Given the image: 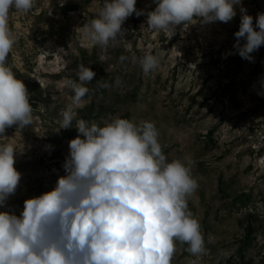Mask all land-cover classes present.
<instances>
[{"label": "rangeland", "instance_id": "rangeland-1", "mask_svg": "<svg viewBox=\"0 0 264 264\" xmlns=\"http://www.w3.org/2000/svg\"><path fill=\"white\" fill-rule=\"evenodd\" d=\"M102 3L35 0L26 14L10 11L16 44L6 64L37 80L42 97L30 99L34 119L29 127L7 128L0 137V143L16 147L15 167L22 173L16 194L0 211L19 215L24 200L50 191L64 175L68 142L78 133L75 120L69 129H60L59 121L72 104L69 81L78 82L77 67L83 64L96 73L92 86L102 72L109 86L97 82L80 106H72L76 119L101 126L116 118L154 122L168 161L187 157L193 162L191 173L199 186L188 197V208L201 224L208 252L192 256L187 244L177 242L171 264H240L235 252L250 220L256 230L245 264H264V46L251 54L252 61L230 54L235 53L238 8L229 23L178 26L171 38L156 33L146 24L154 0H137L144 14L125 21L123 39L107 48L93 46L82 26L96 18ZM242 4L254 18L264 12V0ZM67 5L76 9L64 13ZM145 54L160 61L147 75L138 63ZM121 55L129 57L123 64ZM49 132L60 137L56 146L48 141Z\"/></svg>", "mask_w": 264, "mask_h": 264}, {"label": "clouds", "instance_id": "clouds-1", "mask_svg": "<svg viewBox=\"0 0 264 264\" xmlns=\"http://www.w3.org/2000/svg\"><path fill=\"white\" fill-rule=\"evenodd\" d=\"M154 2L146 24L156 33L171 38L178 26L229 23L238 8L235 53L230 54L252 61L251 54L264 46V12L254 18L242 0ZM136 3L103 0L96 18L82 26L84 39L102 48L123 39L125 21L144 14ZM34 5L35 0H0V137L7 128L23 130L33 123L29 91L6 60L16 44L10 11L26 14ZM127 59L119 57L122 64ZM138 63L147 75L160 61L145 54ZM76 75L78 82L69 81L72 104L59 121L60 129H69L75 120L78 133L68 142L64 175L50 191L24 200L19 215L0 211V264H171L177 242L187 244L192 256L206 255L201 224L188 208V197L199 186L191 173L193 162L187 157L168 161L154 122L116 118L101 126L76 119L72 106L81 105L89 92L85 84L96 73L81 64ZM16 152L13 143H0V208L20 187Z\"/></svg>", "mask_w": 264, "mask_h": 264}, {"label": "trees", "instance_id": "trees-1", "mask_svg": "<svg viewBox=\"0 0 264 264\" xmlns=\"http://www.w3.org/2000/svg\"><path fill=\"white\" fill-rule=\"evenodd\" d=\"M76 9V6H72V5H67L63 8V12L64 13H68L70 10ZM83 55L86 56L85 52H83ZM85 58V57H84ZM129 58V57H128ZM14 74L16 75L17 78L21 79L24 81L28 91H29V96L30 99L33 100H38L41 99L42 97V92L40 89V84L37 80H32L30 78H25V75L21 72L20 69H17L15 67L12 68ZM107 76L104 72L101 73L100 76H97V79L94 81V85L92 86L93 83L91 82L90 84L85 85L86 87L89 88V92L86 95H89L90 93H92L93 89H95V87H97V82H101L102 83L107 81ZM101 83V85H102ZM229 83V82H228ZM103 84V85H104ZM101 87V86H100ZM101 90H104L103 86L101 87ZM213 130L210 131L209 137H211ZM47 139L48 141H50L51 144L55 145L58 143V140L60 139V137L55 133L53 134L52 132H49L47 135ZM57 157H53V159H56ZM248 195H243L242 196V201L245 200V198ZM256 230V226L254 224L253 220H250L247 222V224L245 225V234L243 235V237L241 238V240L239 241V246L237 247V250L235 252V255H239V261L240 264H245V257H246V252L247 250L250 248V246L253 243V235L255 233Z\"/></svg>", "mask_w": 264, "mask_h": 264}]
</instances>
